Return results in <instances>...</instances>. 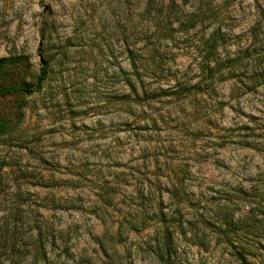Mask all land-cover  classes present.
Masks as SVG:
<instances>
[{
	"label": "rangeland",
	"instance_id": "rangeland-1",
	"mask_svg": "<svg viewBox=\"0 0 264 264\" xmlns=\"http://www.w3.org/2000/svg\"><path fill=\"white\" fill-rule=\"evenodd\" d=\"M175 1L165 37L147 0H0V59L26 58L0 86L48 67L38 92L0 97V264H42L39 247L164 264L169 234L177 264H264V37L249 34L264 0ZM217 29L234 67L207 79ZM154 41L163 67L139 84L133 57Z\"/></svg>",
	"mask_w": 264,
	"mask_h": 264
},
{
	"label": "trees",
	"instance_id": "trees-1",
	"mask_svg": "<svg viewBox=\"0 0 264 264\" xmlns=\"http://www.w3.org/2000/svg\"><path fill=\"white\" fill-rule=\"evenodd\" d=\"M176 3L175 0H147L146 8L142 11V18L148 19L151 17L150 21L152 23V26L154 29L159 31V35L168 37L171 36L172 33H170V30L173 28V25L176 22L181 21L180 13L174 9V4ZM161 4L162 9L157 10V5ZM163 7H166V10L164 11ZM154 12V13H153ZM166 12V14H165ZM194 17V16H193ZM183 24V23H181ZM156 32V33H157ZM161 32V33H160ZM140 35H142V28L140 29ZM250 38L253 40L252 44L260 39V37H264V9L261 10L260 13V19L256 22V24L250 29L249 31ZM161 36H159L160 38ZM164 38V37H163ZM224 34H221L220 30L217 29L213 31L206 41L204 42V45L206 47V53L204 55V61L200 66L206 71H210V75L207 77V79H214L216 74L220 72L221 69H219V65L225 64V66L232 68L233 61H235L234 58H231L229 54H226L223 58V54L221 52V47H224ZM137 59L133 57V63L135 64V73L134 78L137 83L143 84V77H145L144 70L150 69L149 66L151 65V69H159L163 67V59L159 54V47L156 41L151 43L150 45H147L145 47H140L137 53ZM22 62H26V58L24 56H9L4 57L0 59V78H3L7 76L8 72L13 69L16 66H19L22 64ZM138 63V65L136 64ZM214 65L211 67V65ZM48 74V67L47 65L42 66V70L38 76L37 82L35 84H29L27 82H12L10 84L1 85L0 86V97L10 95L13 93H18L19 95H33L34 93L38 92L41 89L42 83L46 80ZM201 82L199 81L194 87L198 92H202L201 89ZM194 85V86H195ZM181 83L178 84V92L182 93L184 92L186 87H181ZM189 90H187L188 92ZM12 122L7 119H0V136L6 135L10 132H12ZM103 197L108 198L107 195V189L104 191ZM228 217L225 219V226L227 228L232 227V221H229ZM229 221V222H228ZM251 222L254 223L255 219L249 218L245 220V222ZM238 227L242 226L240 224L237 225ZM236 226V227H237ZM43 240V237L39 239V243H41ZM174 239L171 234L168 235L167 240H165L164 244V250L162 261L164 264H177L178 262L175 261L173 258L172 248H173ZM15 256V252H12L10 255V259L12 262L10 264H15V261H13V258ZM34 259L37 263L42 264H66V262L62 261L61 257H54L48 256L45 250H42V247H39L34 252Z\"/></svg>",
	"mask_w": 264,
	"mask_h": 264
}]
</instances>
